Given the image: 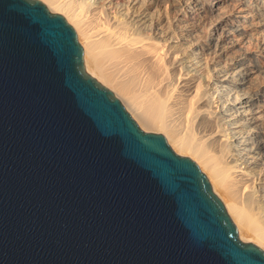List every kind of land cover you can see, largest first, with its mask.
Masks as SVG:
<instances>
[{"label": "water", "instance_id": "95a60500", "mask_svg": "<svg viewBox=\"0 0 264 264\" xmlns=\"http://www.w3.org/2000/svg\"><path fill=\"white\" fill-rule=\"evenodd\" d=\"M0 264H264L198 165L138 126L40 0H0Z\"/></svg>", "mask_w": 264, "mask_h": 264}, {"label": "bare ground", "instance_id": "6f19581e", "mask_svg": "<svg viewBox=\"0 0 264 264\" xmlns=\"http://www.w3.org/2000/svg\"><path fill=\"white\" fill-rule=\"evenodd\" d=\"M86 71L146 131L193 157L264 249V0H43Z\"/></svg>", "mask_w": 264, "mask_h": 264}, {"label": "rangeland", "instance_id": "374dc122", "mask_svg": "<svg viewBox=\"0 0 264 264\" xmlns=\"http://www.w3.org/2000/svg\"><path fill=\"white\" fill-rule=\"evenodd\" d=\"M40 1H42L46 6H47V4L43 1V0H40ZM48 7V6H47ZM49 9V8H48ZM50 10V9H49ZM51 11V10H50ZM52 12H55V11H52ZM56 13H59V12H56ZM60 14H62V13H60ZM63 15V14H62ZM64 16V15H63ZM65 17V16H64ZM67 20V19H66ZM68 21V20H67ZM68 23L69 24H71L69 21H68ZM73 27V26H72ZM74 28V27H73ZM75 30V29H74ZM79 41V40H78ZM80 43V42H79ZM121 101V100H120ZM123 104V103H122ZM124 105V104H123ZM125 107V106H124ZM125 109H126V107H125ZM127 110V109H126ZM128 111V110H127ZM129 112V111H128ZM130 113V112H129ZM130 115L132 116V118L136 121V119L133 117V115L130 113ZM136 123H137V121H136ZM138 124V123H137ZM138 126H139V124H138ZM140 127V126H139ZM141 128V127H140ZM142 129V128H141ZM142 130H144V129H142ZM144 131H146V130H144ZM148 132H155V133H161V134H163L164 135V133L163 132H159V131H148ZM165 136V135H164ZM165 138H166V140H167V137L165 136ZM167 143L170 145V147L172 148V150L175 152V153H177V154H179V155H182V156H187V157H189L191 160H193L197 165H198V167L200 168V170L206 175V173L201 169V167H200V165L198 164V162L193 158V157H191V156H189V155H187V154H181V153H178L176 150H174V148L172 147V145L170 144V142L167 140ZM206 177H207V175H206ZM208 178V177H207ZM209 180V179H208ZM210 182V181H209ZM232 219V218H231ZM233 221V220H232ZM234 222V221H233ZM235 224V223H234ZM243 241V240H242ZM249 242H253V241H249ZM253 243H255V242H253ZM256 244V243H255ZM257 245V244H256ZM260 247V246H259ZM261 248V247H260ZM263 249V248H262ZM264 250V249H263Z\"/></svg>", "mask_w": 264, "mask_h": 264}]
</instances>
